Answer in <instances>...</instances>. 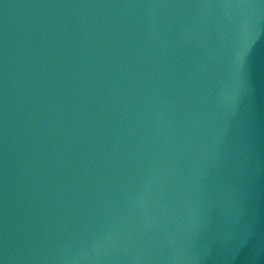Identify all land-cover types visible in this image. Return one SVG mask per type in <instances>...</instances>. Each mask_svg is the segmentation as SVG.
<instances>
[{"label":"water","instance_id":"1","mask_svg":"<svg viewBox=\"0 0 264 264\" xmlns=\"http://www.w3.org/2000/svg\"><path fill=\"white\" fill-rule=\"evenodd\" d=\"M0 264H264V0H0Z\"/></svg>","mask_w":264,"mask_h":264}]
</instances>
